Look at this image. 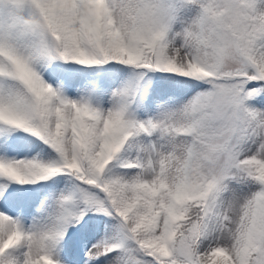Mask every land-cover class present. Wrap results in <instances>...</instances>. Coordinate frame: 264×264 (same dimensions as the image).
Masks as SVG:
<instances>
[{
  "label": "snow or ice",
  "instance_id": "6c2138e0",
  "mask_svg": "<svg viewBox=\"0 0 264 264\" xmlns=\"http://www.w3.org/2000/svg\"><path fill=\"white\" fill-rule=\"evenodd\" d=\"M0 264H264V0H0Z\"/></svg>",
  "mask_w": 264,
  "mask_h": 264
}]
</instances>
